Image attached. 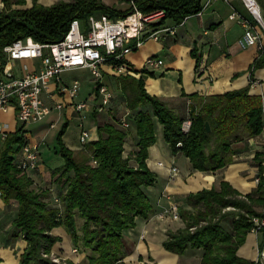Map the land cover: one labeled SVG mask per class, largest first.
<instances>
[{"label": "trees", "instance_id": "trees-1", "mask_svg": "<svg viewBox=\"0 0 264 264\" xmlns=\"http://www.w3.org/2000/svg\"><path fill=\"white\" fill-rule=\"evenodd\" d=\"M133 1L144 12L164 9L166 15L161 23L167 21L168 25L181 24L203 4L202 0ZM2 2L1 65L6 60L4 47L14 40L31 36L42 43L55 42L63 37L75 18L85 21L91 14L103 13L120 17L131 9H116L104 0H57L51 4L33 0L31 6H23L26 0ZM193 55L198 66L200 56L194 50ZM106 61L113 63L112 59ZM262 65L264 45L254 62L255 67ZM142 71L153 74L145 68ZM116 78L125 107L118 114L117 109H109L111 100L106 105L93 100L89 115L106 108L114 115V120L98 123L96 139L80 143V148L75 150L63 141L68 119L58 132L55 149L64 160L52 170L59 184V198H53L60 204L58 207L49 204L46 190L33 187L30 173L36 170L18 167L22 146L32 141L26 136L25 124L6 133L0 149V195L6 204L13 200L18 204L13 235L22 236L27 243L20 257L22 264H75L69 259L56 262L43 254H50L53 245L61 239L51 233L59 225L66 227L75 247L86 252L89 264H128L124 260V230L135 227L136 217H148L152 210L147 188L155 184L156 173L149 167L147 158L149 146L157 140V122L162 124L163 136L173 152L186 155L193 168L206 171L224 168L233 161L238 152L233 142L241 138V130L249 136L263 131L262 97L252 93L250 85L208 96L191 94L193 101L188 110L191 124L185 130L187 117L177 114L158 95L150 93L142 76L121 74ZM96 82L94 88L98 93L101 83L98 79ZM128 89L136 93L130 95ZM124 118L128 126L122 124ZM133 127L136 148L128 153L125 147ZM35 141H41V155L45 139ZM263 158L264 152L254 157L259 174L257 188L252 192L242 194L230 182L222 180L218 187L188 193L187 206H179L184 226L168 232L163 242L165 248L180 255L191 248L200 249L201 260L195 264H263L238 254V248L254 226L253 217L264 215ZM226 221H230L231 228H227Z\"/></svg>", "mask_w": 264, "mask_h": 264}, {"label": "crops", "instance_id": "crops-1", "mask_svg": "<svg viewBox=\"0 0 264 264\" xmlns=\"http://www.w3.org/2000/svg\"><path fill=\"white\" fill-rule=\"evenodd\" d=\"M38 1L51 4L57 0ZM104 1L120 10L130 7L133 2V0ZM32 2L33 0H26L23 6H31ZM202 2L205 1L202 0ZM258 2L262 13L261 22L254 19L243 0L212 1L201 14L190 15L179 24L175 34L160 40L149 38L140 47L131 51L127 55V60L136 69L131 75L142 76L150 93L158 95L177 114L187 118L189 103L193 101L191 97L193 93L208 96L250 85L252 93L261 95L264 106V65L254 66L255 60L260 55V46L264 45V0H258ZM3 5L0 0V10ZM233 11H238L251 20L255 30L261 35L258 44L247 47L240 45L239 38L244 33L245 27L237 20L230 18ZM193 50L200 56L198 66ZM148 57L163 59V63L156 67L145 66ZM15 61L18 65H22L24 70L40 65L38 58L16 59ZM136 63L141 66L137 68ZM144 68L153 74L142 71ZM1 69L0 60V75L2 74ZM102 70L104 73L102 82L109 85L112 91V85L115 84L118 88L116 92L113 91L109 105L111 106L117 94L121 105H113L112 109H117L120 114L125 106L117 75L113 73L108 63L102 65ZM94 91L92 89L91 96L87 98L98 103L101 101V94ZM43 97L45 102L51 106L55 104L56 99H59L58 95L51 97L48 92H45ZM64 109L68 120L76 115L72 105H67ZM91 114L87 126L92 131V138L96 139L98 123L114 120V115L110 114L107 109L97 111L96 115ZM19 124L15 108L0 111L2 140L5 139L3 134L15 131ZM79 133L78 128L76 141L67 144L72 149L80 148ZM156 134L157 140L149 146L147 158L149 167L156 173L155 184L147 188L152 210L148 217L137 216L135 227L124 230V260L128 264H194L191 259L184 261L183 256L189 252V249L180 255L166 249L163 245L170 230L184 226L182 219L175 220L169 216L159 218L157 213L172 202L178 203L179 206H187L186 195L188 193L202 188L218 187L222 180L230 182L242 194L256 190L259 167L254 157L258 152H264V128L260 134L254 136H249L247 132L241 130V138L233 142V147L238 149L233 156V161L224 168L214 171L195 169L189 157L182 153H174L171 145L163 136L162 124L158 122L156 123ZM136 141L137 137L133 127L126 142V152L134 151ZM44 143L41 145L40 168L30 174L34 181L33 187L46 190V193L50 195L49 204L52 207H58L60 204L56 203L53 198H59V184L52 170L60 166L64 160L55 148H50V150L47 147L44 148ZM262 164L264 166V158ZM172 166H177L179 170L174 172ZM17 217V202L13 200L6 204L0 195V264H22L20 257L27 243L22 236L13 235V221ZM51 233L61 237L51 248L53 254L63 261L69 259L75 264H89L86 252L75 247L65 226H56ZM263 244V229L249 231L245 242L238 248V254L250 260H256L259 258L260 247Z\"/></svg>", "mask_w": 264, "mask_h": 264}, {"label": "built area", "instance_id": "built-area-1", "mask_svg": "<svg viewBox=\"0 0 264 264\" xmlns=\"http://www.w3.org/2000/svg\"><path fill=\"white\" fill-rule=\"evenodd\" d=\"M212 1L216 0H206L197 14H201ZM243 1L254 19L261 22L262 13L258 0ZM130 7V11L120 17H112L103 13L91 14L85 21L75 18L63 37L55 42L42 43L28 36L6 45L4 47L6 60L1 65L2 74L0 75V111L15 108L18 122L26 124L42 120L51 113L53 108L62 109L67 105H72L80 119L79 142L87 143L92 139V131L85 125V121L92 110L93 99L85 98L75 101L80 82L74 79L70 86L63 84L62 72L75 67L91 68L94 77L100 80L98 92L101 94L102 105H106L113 97L112 89L102 82V65L107 62L106 60H113L110 66L116 75L134 74L135 69L127 61V55L140 47L147 39H164L175 34L177 30L178 25L161 23L166 15L164 9L144 12L134 1ZM230 18L237 20L245 27L244 33L239 38L242 47L260 42L261 35L255 30L248 17L238 11H233ZM34 58L40 59L38 67L26 69L18 75L15 73L12 61ZM162 63L163 59L148 57L145 66L156 67ZM45 92H48L51 97L59 96L53 106L45 102L43 97ZM99 109L101 110L102 107L100 106ZM55 124L53 121L50 126L55 127ZM122 124L129 125L125 118L122 119ZM190 124L191 120L187 118L183 128L188 130ZM3 137H6V134H3ZM40 143L41 141L29 140L22 146L21 158L17 163L19 168L24 170L40 168ZM172 170L177 172L179 169L177 166H172ZM157 216L180 219L179 204L172 202L168 207L162 208ZM253 220L254 226L251 231H258L264 226V215L254 216ZM260 254L263 257V263L264 244ZM49 257L53 261L60 262L59 257L54 254Z\"/></svg>", "mask_w": 264, "mask_h": 264}, {"label": "rangeland", "instance_id": "rangeland-1", "mask_svg": "<svg viewBox=\"0 0 264 264\" xmlns=\"http://www.w3.org/2000/svg\"><path fill=\"white\" fill-rule=\"evenodd\" d=\"M204 1H206V0H204ZM136 64H138L137 68H139V66H141L139 63H136ZM12 66H13L14 71L17 75L21 74L24 70L22 65H20V64L18 65L15 60L12 61ZM61 77H62V83L67 85V86H70L74 79L79 80L80 89H79L77 96L75 97V101L90 97L92 89H93V91L95 90L94 86L97 83L96 82L97 79L94 77V75L92 74V70L89 67L68 68L62 72ZM114 83H116V82H114ZM112 88H113L114 92H116L118 90V88H116L115 84L112 85ZM128 90L130 92V95H133V92L136 93L133 89H128ZM115 98L116 99L114 101H112V104L109 108L110 110L112 109L113 105H121V101L119 100V96L117 94H116ZM89 119H90V117H88L86 119L85 125H89ZM66 120H67V117L65 115V109L64 108L54 109V110H52L51 114L47 115L42 120H39L36 122L26 123L24 125V128L27 130L26 136H27V138H29L31 140L45 139L44 148L47 147V148H49L48 150H50V148L51 149L57 148L56 138H57L58 132L61 130V128H62V126ZM52 121H55V123H56L55 127L50 126V123ZM79 124H80V119L78 118L77 115H74L69 120V124L66 128L65 133L63 134V141L66 144H70V143H73L76 141L78 128L80 129ZM3 143H4V141L2 140L1 135H0V149L3 146ZM78 222L81 223L80 218H78ZM225 225L227 226V228H231L230 221H226ZM260 249H262V246L260 247ZM186 253L183 256L184 261H186V260L189 261L191 259L194 264L200 262L201 256H202V251L200 249L191 248V249H189V252H188L189 254L188 253L186 254ZM43 254L45 256H50L53 253L50 252V254H47V253H43ZM185 257H187V258H185ZM256 260H260V261L263 260V257L261 256V254H259V258ZM60 261H61V259H60Z\"/></svg>", "mask_w": 264, "mask_h": 264}, {"label": "water", "instance_id": "water-1", "mask_svg": "<svg viewBox=\"0 0 264 264\" xmlns=\"http://www.w3.org/2000/svg\"><path fill=\"white\" fill-rule=\"evenodd\" d=\"M206 127H207V130L210 131L211 130V127H210V124L208 121H206Z\"/></svg>", "mask_w": 264, "mask_h": 264}]
</instances>
